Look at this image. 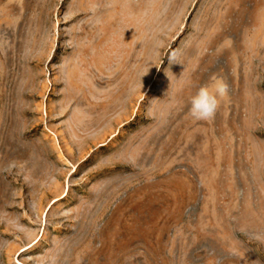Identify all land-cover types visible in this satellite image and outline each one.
Instances as JSON below:
<instances>
[{
  "label": "rangeland",
  "instance_id": "rangeland-1",
  "mask_svg": "<svg viewBox=\"0 0 264 264\" xmlns=\"http://www.w3.org/2000/svg\"><path fill=\"white\" fill-rule=\"evenodd\" d=\"M0 264H264V0H0Z\"/></svg>",
  "mask_w": 264,
  "mask_h": 264
},
{
  "label": "clouds",
  "instance_id": "clouds-1",
  "mask_svg": "<svg viewBox=\"0 0 264 264\" xmlns=\"http://www.w3.org/2000/svg\"><path fill=\"white\" fill-rule=\"evenodd\" d=\"M177 62L175 53L169 57ZM228 95V84L222 78H215L197 88L189 99V114L197 121H206L214 117L221 102Z\"/></svg>",
  "mask_w": 264,
  "mask_h": 264
}]
</instances>
